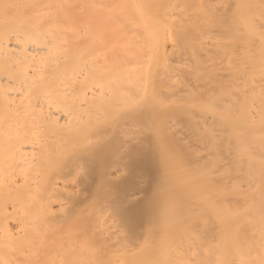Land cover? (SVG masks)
I'll use <instances>...</instances> for the list:
<instances>
[{
    "label": "bare ground",
    "instance_id": "bare-ground-1",
    "mask_svg": "<svg viewBox=\"0 0 264 264\" xmlns=\"http://www.w3.org/2000/svg\"><path fill=\"white\" fill-rule=\"evenodd\" d=\"M0 264H264V0H0Z\"/></svg>",
    "mask_w": 264,
    "mask_h": 264
}]
</instances>
